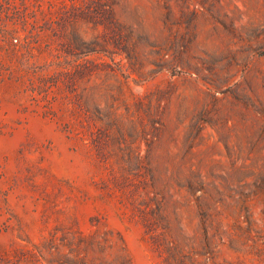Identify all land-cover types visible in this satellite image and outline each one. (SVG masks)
Here are the masks:
<instances>
[{"label": "rangeland", "instance_id": "1", "mask_svg": "<svg viewBox=\"0 0 264 264\" xmlns=\"http://www.w3.org/2000/svg\"><path fill=\"white\" fill-rule=\"evenodd\" d=\"M0 264H264V0H0Z\"/></svg>", "mask_w": 264, "mask_h": 264}]
</instances>
